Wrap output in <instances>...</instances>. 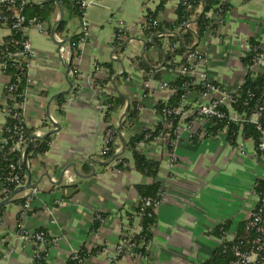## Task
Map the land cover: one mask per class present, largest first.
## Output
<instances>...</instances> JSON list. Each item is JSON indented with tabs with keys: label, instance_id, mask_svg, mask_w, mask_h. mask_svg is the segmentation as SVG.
Listing matches in <instances>:
<instances>
[{
	"label": "crops",
	"instance_id": "1",
	"mask_svg": "<svg viewBox=\"0 0 264 264\" xmlns=\"http://www.w3.org/2000/svg\"><path fill=\"white\" fill-rule=\"evenodd\" d=\"M43 1L31 0L34 4ZM160 1L95 0L85 15L88 38L79 45V53L72 61L78 73L76 79L70 70V39L81 34L80 16L58 6L50 23L43 24L45 31L34 26L27 28V41L36 55L27 66L24 117L26 127L33 129L31 136L42 138L47 134L45 139L48 138L49 143L45 153L30 160L27 158L24 165L37 189V193L30 197V209L21 214L20 206L13 203L14 200L4 206L0 216V264H33V246L15 232L17 215L28 230L42 229L48 237L50 244L45 250L44 264H64L71 251L82 246L96 248L104 245L112 249L119 243L123 229L138 226L137 217H128L134 213L140 199L135 186L150 183L152 179L135 170L130 154L125 151V130L122 127L120 136L124 147L118 137L117 154L123 152L121 157L128 160V166L117 170L114 161L101 157L107 123L97 109L99 98L91 78L96 77L94 64L100 67L96 78L105 77L106 70L101 66L105 64H111L114 75L121 73L115 79L117 90L129 104L141 103L133 132L151 128L159 121L153 105L166 100L171 92L155 88L158 83L169 81L173 73L158 69L161 65H157V50H148L151 67L158 70L160 77L155 79V74L149 73L154 91L143 98L142 81L146 74L139 68L135 56H140L144 43L143 58L140 56L144 60L148 43L144 40L148 38L143 32L133 31L130 36L133 41L123 40L117 48L113 42L119 23L137 29L145 13L154 10ZM226 4L229 13L224 22L212 33H206L202 40L194 41L197 49L205 55L203 67L209 79L233 88L244 73L240 59L247 51V41L264 42V0H227ZM176 7L175 0H167L159 19L172 22ZM202 10L201 5L199 14ZM62 24L64 29L58 33ZM7 34V29L0 25V44ZM62 41L66 50L64 61L58 44ZM125 41L127 44L122 46ZM124 73L126 79L122 78ZM7 80L0 68V140L6 122L2 107ZM72 84L77 87L76 98L65 106L63 104L73 93ZM111 92L115 94L112 79ZM60 97L62 102H59ZM125 105L124 99L123 107L109 117L108 122L115 130ZM200 125L195 121V128ZM54 126L56 131L51 133ZM237 144L240 147H233L224 138L198 142L183 140L175 148L173 163L163 143L146 145V156L160 162L156 179L165 186L147 254L140 257L133 249H127L114 261H109L105 255H95L90 258V263L206 262L220 244V240L211 234L215 227L231 223L227 240L232 239L235 230L257 204L253 186L257 179L264 177V155L256 154L254 142L250 139L237 138ZM19 196L14 199H20ZM97 213L105 214L106 218L95 231L91 219Z\"/></svg>",
	"mask_w": 264,
	"mask_h": 264
},
{
	"label": "trees",
	"instance_id": "2",
	"mask_svg": "<svg viewBox=\"0 0 264 264\" xmlns=\"http://www.w3.org/2000/svg\"><path fill=\"white\" fill-rule=\"evenodd\" d=\"M167 0H161L154 10H149L145 13V27L143 29V34L149 39L148 43L145 45L144 60L139 55L135 58L138 60L139 68L146 78H148L149 73L155 74V79H159L160 74L158 70L151 67L148 58V50L155 48L158 52V66L162 65L161 69L170 71L173 73L171 79L167 81V87L171 91V95L165 100H159L153 105V109L156 114L160 117L159 121L156 122L151 128H145L142 130L132 131L136 122L138 120L139 106L141 103L133 102L129 104L125 119L122 123V129L125 130V151L131 156L133 166L135 170L141 175L152 179L150 183L136 185V191L140 197L139 202L133 214H128L130 219L137 217L138 227L140 230L137 234L132 236V242L135 243V252L140 254L142 257L147 254L144 247L137 245L144 242L149 243L152 237L151 230L156 225L157 213L153 204L161 200V194L164 192V185L157 181V174L159 172L160 162L154 159H150L145 154V149L138 147V143L143 141V143L149 144L155 136L161 131L173 132V129L177 125L179 118L174 115H166L165 110L178 107L183 97L188 95H193L196 98L200 96L201 93L205 91L203 85L198 83V81L190 75H182L177 72L178 69L182 67H187V55L194 53L197 49L196 45L192 46L193 41L202 40L208 29L215 28L217 25L212 24L215 17H210V13H217L219 19H225V12L229 10L228 5L221 4L219 0H181L177 5L175 11V19L172 22H166L159 19V14L163 9V5ZM203 5V10L201 13L196 14L195 10ZM61 8L80 16V9L78 0H44L41 4H34L32 2H27L22 4L20 0H15L12 4H7L0 7V25L7 29L8 34L3 38L0 44V62L5 63V67L1 69L2 73L7 77V84L4 87L3 98L6 99L10 86L14 87L11 94L14 95V100H8V103H22L23 93L26 88L27 82V62L24 59H14L8 58L7 53L19 52L22 50V42L26 39L22 35L20 30L13 28L14 23V11L18 10L20 15L23 17L26 24L29 20H35L42 24H49L52 15L54 14L57 7ZM198 17L194 24V34L190 31H185L183 24L186 23L191 17ZM195 17V18H196ZM64 29V24H62L57 32L60 33ZM50 33V30H47ZM168 32L172 33V36L163 37L157 36V33ZM80 35L74 36L70 39L71 48L73 50L72 60L70 61V70L73 74V78L76 79L78 73L76 71L75 65L72 62L74 57L78 53V41ZM121 42L114 41L113 46L117 48ZM250 49L245 52L241 57L240 61L244 69V74L241 78L240 83L237 84L233 91H230L229 95L231 97V102L228 105H220L218 107L219 112L222 117H213L208 119L211 125L207 128L206 132L208 135L212 136L222 131H224V139L227 143L236 147L237 138L242 140L250 139L254 142L256 148V154L259 156L264 155L258 148L262 132H264V69L260 71L252 70V65L259 54L264 56V46L254 39H249L247 41ZM175 44H177L175 46ZM254 47L257 49L253 50ZM197 58L203 57V54H195ZM106 70V75L104 78H94V83L99 85L101 89H110L111 79L115 74L112 69L111 64L101 65ZM157 66V67H158ZM151 77V76H150ZM123 79L127 78V74L122 75ZM220 89L224 86L211 80V83ZM76 86L72 84V91L76 93ZM72 93V94H73ZM100 103L102 105L108 106L103 119L106 123H109V117L112 113L116 112L119 108L124 105V99L112 92L109 94H103L100 97ZM63 98L60 97L59 102H62ZM192 102V101H191ZM188 110L189 107H184ZM229 111H232L240 117V121H233L229 118ZM256 115L257 124L256 125L250 121V118ZM194 118V115L188 116L182 120L190 121ZM165 124H169V128H165ZM15 127H20L23 136L26 138V145L29 142V138L33 132V129L27 128L26 126H19L18 123L6 117V122L3 127L2 137H5L7 143L0 150V192L2 189H6L7 192L0 194V199L2 200L4 196L9 195L15 189V183L11 181L14 175H17L20 179V183L25 181L26 168L21 163L20 153L18 151L11 150L12 142L16 139L17 135L13 134ZM206 135L205 137L207 138ZM118 137V133H115ZM194 141V140H193ZM196 142V141H194ZM48 138L39 142L33 140L30 142L27 158L33 159L39 154H43L48 150ZM169 148V147H168ZM114 148L112 144L109 146V150L101 153V157L105 160H109L114 156ZM9 164H14L19 170H11L8 168ZM128 166V160L125 157H121L114 161V167L117 170L124 169ZM253 192L256 195L264 193V177L262 179H257L253 186ZM24 199H15L13 203L18 204L20 207L24 204ZM149 201V205H145L144 202ZM5 207H0V216L2 215ZM255 212H259L264 215V205L257 203L253 209ZM100 218L105 219L106 215L99 213ZM16 221L19 222L20 218L17 215ZM100 221H92L93 230L99 228ZM231 223L225 222L215 227L212 231V235L220 240V244L214 249L211 257L203 264H231L235 260L233 250L238 247L241 251H249L252 248V242L259 239V244L264 243V233L257 234L253 230L249 229L247 226V221H244L235 231L236 235L233 239H225L226 234L230 230ZM19 229L15 228V232ZM34 231L42 232V229H37ZM45 235V233H44ZM46 242L49 241L48 237L45 235ZM100 247L87 248L86 246L80 247L76 250V253L72 254L66 259L64 264H83L84 260H88L95 255H98ZM44 254V253H43ZM123 254L122 252L118 257ZM73 257V258H72ZM117 257V258H118ZM35 261V260H34ZM263 253H259L258 261L253 264H262ZM45 261L37 260L33 264H44Z\"/></svg>",
	"mask_w": 264,
	"mask_h": 264
},
{
	"label": "built area",
	"instance_id": "3",
	"mask_svg": "<svg viewBox=\"0 0 264 264\" xmlns=\"http://www.w3.org/2000/svg\"><path fill=\"white\" fill-rule=\"evenodd\" d=\"M15 0H0V7L1 6H5L7 4H12ZM22 4H25L27 2H31V0H20ZM176 1V5H178L181 0H175ZM95 2V0H78V4H79V9H80V18L82 20V31H81V36L79 37V41H78V53H79V45L83 44L84 42H86L89 32H88V23L86 21L85 15H86V10L87 8L92 5ZM219 2L221 4H225L227 3V0H219ZM199 8L200 6L195 10V13L198 14L199 13ZM229 13V10H226L225 14L227 15ZM210 17H215L214 22H212V24H222L224 21L219 19V16L217 13H210L209 15ZM196 15L191 17L186 23L183 24L184 30L185 31H190L194 33V24H190L194 19H195ZM14 23H13V28L20 30L22 32V35L26 37V39L22 42V50L19 52H12V53H7L6 55L8 56V58H14V59H24L27 62V66L29 64V62L31 61V59H33L35 57V51H33L30 47V44L27 41V36H26V32H27V28L34 26L37 29H39L40 31H45L43 29V24L39 23L35 20H29L25 23L23 17L20 15L18 10L14 11ZM146 23L145 20H143V22L141 23V25L135 29V28H131L126 26L124 23H119L117 25V29H116V34H115V41L118 42H122L123 40H128V42L133 41L131 36V32L133 31H137L139 33L143 32V29L145 27ZM214 30V28L208 29L206 33H212ZM172 33H168V32H160L157 33V36H163V37H168V36H172ZM57 41H60L59 39H57ZM145 43L149 41L148 40H144ZM261 44H263L264 46V42H259ZM177 44H175L176 46ZM195 45V41H193L192 46ZM247 50L250 49V46L247 43ZM257 49V47H254L253 50ZM72 51V56H73V50ZM59 53H60V57L61 60L64 61L66 60L65 54H66V50L64 49V47H60L59 49ZM78 53H76L78 55ZM203 54L200 50L196 49L194 51V53L188 54L187 55V63L188 66L187 67H182L180 69L177 70V72L179 74L182 75H190L193 76L198 83H201L205 89V91L203 93L200 94V96L198 98L195 99V97L192 95H188L183 97L181 104L176 107V108H172V109H167L165 110V114L166 115H174L176 117L179 118V121L177 123V125L175 126V128L173 129V132L170 133L169 131L167 132L165 131H160L158 133L157 136H155L153 138V140L151 142H161L163 143L169 152L170 155V161L171 163L175 162V148L179 145V143L183 140H187L189 142H193L196 141L198 142L199 140H206V139H219V138H224V131L225 128L222 131H219L218 133H216L215 135H208L206 130L207 128L211 125L210 122H208V119L213 118V117H222L221 113L218 110V107L220 105H228L229 102H231V97L229 95L230 91H233L235 87L233 88H226L224 87L223 89H220L219 87L210 84L211 83V79H209L208 74L206 72V70L204 69L203 65L205 63V55L203 54V57L201 58H197L195 57V54ZM76 55V56H77ZM70 60V59H68ZM5 67V63L0 62V68H4ZM264 69V56L262 54H259L257 56V58L255 59L254 64L252 65V70L256 71H260ZM27 70V69H26ZM93 70L94 73L96 74L97 77V73L98 71H100V67L96 64L93 65ZM244 74V73H243ZM148 78L144 79L142 81V89H143V98H145L146 96L149 95L150 91H154V89L151 87L150 85V74H147ZM95 75L92 76L91 78V82H92V86L96 92V94L98 95L99 101L97 104V109L99 111V113L101 114V116H104V113L107 109L108 106L106 105H102L100 103V97H103V94H109L111 92V85L109 86L110 89H101L99 87V85L94 83V78H96ZM147 77V76H146ZM241 81V80H240ZM239 81V83H240ZM28 82V80H27ZM27 82H26V86H27ZM14 87L10 86L8 88V95L6 96V99L13 101L14 100V95L11 94V91L13 90ZM169 90L167 87L166 83H158L157 88H155V90ZM26 90V88H25ZM170 91V90H169ZM171 92V91H170ZM23 95V102L22 103H8V101H6V99L3 101V107H2V111L4 112L6 117H10L11 119H14L19 126H26V121H25V117H24V100H25V91L22 94ZM76 98V94H72L63 105L67 106L69 104H71L74 99ZM165 101V100H162ZM192 101V102H191ZM184 107H189L188 110H185ZM140 106H139V110H140ZM154 110V109H153ZM155 112V110H154ZM156 113V112H155ZM194 115V118L190 121H184L182 119ZM229 118L233 121H240V117L238 115H236L235 113H233L232 111H229L228 114ZM125 119V118H124ZM123 119V121H124ZM160 119V117H159ZM195 121H199L201 123L199 128H195L194 127V123ZM250 121L252 123H254L256 125V128L259 129V125L257 124V117L256 115H254L253 117L250 118ZM170 125L169 124H165V128H169ZM3 132V129H2ZM115 133L117 134V130H115L114 127H112V125L109 123H107L106 128L104 130L103 133V143H102V148H101V153H104L106 151L109 150V146L112 144V147L114 148V154H117L119 152V149L116 147V143L118 140V137L115 136ZM262 136H261V140L259 143V150L261 152H264V132H262ZM13 134L17 135L16 139L13 140L12 142V147L11 150L13 151H18L20 153V157L22 159L23 156V152L25 149V144H26V138L23 136L20 127H15L13 130ZM206 135L207 138L205 137ZM7 143V140L5 137H2L0 140V150L3 149V147L5 146V144ZM146 143H143V141L138 143V147H140L141 149H145L146 147ZM169 147V148H168ZM236 147H240V146H236ZM120 159V158H119ZM9 169L11 170H19V168H16L14 164H9L8 166ZM25 177V181L23 183H20V179L17 175H14L11 179L12 182L15 183V189L18 187H21L25 184L26 182V176ZM7 192V190L4 188L1 190L0 194H5ZM35 193H37V189L33 188L29 191L24 192L23 194H20L19 198L20 199H24V204L23 206L20 207L21 209V214L24 213L25 211H27L28 209H30V197L32 195H34ZM164 193V192H163ZM163 193L161 194V197H163ZM8 196V195H7ZM7 196H4L7 197ZM257 196V203H261L264 205V193L260 194V195H256ZM1 200V199H0ZM162 200V198H161ZM156 202L153 204L154 208L157 210L160 202ZM145 205H149V201H145L144 202ZM97 214H94L92 217V221L94 220H98L100 221V223L103 222L104 219L100 218V216ZM247 221V226L249 227V229L253 230L255 233L257 234H263L264 233V215H261L259 212H255L254 210H252L246 220ZM15 228L19 229L18 231H16V234L19 235V237L25 241H29V243H31V245L33 246V251H32V257H33V262H36L37 260H42V261H46V247L48 246L49 241L46 242L45 240V235L42 232H38V231H33V230H28L25 226H23L21 224V222H17L16 221V226ZM140 230V228L138 226L134 227V228H125L121 231V238L119 243L113 247L112 249L107 248L104 245L99 246L100 247V251L98 253V255H105L107 256L109 261H114L115 259H117V257L120 255V253H125V251L127 249H133L134 253L137 254V256L142 257L140 254L135 252V243L132 242V236L137 234L138 231ZM228 235L226 234L225 239H227ZM234 237H232L233 239ZM259 239H256L252 242V248L249 251H241L239 250L238 247H235V249L233 250L234 253V257L235 260L231 262V264H253L256 263L258 261V257H259V253L262 252L263 253V262L262 264H264V243L259 244ZM138 247L142 246L144 247L146 250H148L149 247V243H140L137 245ZM44 253V254H43ZM76 253V251H71V253L68 255V257H70L72 254ZM67 257V258H68ZM73 258V257H72ZM35 260V261H34ZM88 260H84L83 264H92L90 263Z\"/></svg>",
	"mask_w": 264,
	"mask_h": 264
},
{
	"label": "water",
	"instance_id": "4",
	"mask_svg": "<svg viewBox=\"0 0 264 264\" xmlns=\"http://www.w3.org/2000/svg\"><path fill=\"white\" fill-rule=\"evenodd\" d=\"M203 6V5H202ZM199 17V16H198ZM198 17H196L190 24H195V21H196V19L198 18ZM61 19H62V14H61ZM53 34H54V32L51 34L52 35V37H53ZM193 35H195L194 33H193ZM59 44V47H63V44H64V42L62 41V42H59L58 43ZM127 44V41H125L123 44H122V46H124V45H126ZM143 48H144V43H143V46H142V51L140 52V56L143 58ZM70 51H71V49H70ZM115 62H117V63H119L120 64V62L119 61H115ZM121 65V64H120ZM162 67V65L160 66V67H158V69H160ZM121 75V73H119L118 75H114L113 76V78H112V88H113V90H114V92H115V94L116 95H119V96H121L122 98H124L125 100H126V105H125V108H124V110H123V113H122V116H121V118H120V122H119V124H118V127H117V132H118V137H119V139H120V141H121V143H122V148L124 147V144H123V140H122V138H121V136H120V130H121V127H122V120L125 118V116H126V113H127V110H128V108H129V101L127 100V98L123 95V94H121L118 90H117V88H116V86H115V79L117 78V77H119ZM56 131V127L54 126V128H53V130L51 131V133H53V132H55ZM47 137V134L46 135H44L42 138H37L36 136H30V138H29V142H28V144L26 145V147H25V149H24V152H23V156H22V159H21V163L23 164V165H25L26 164V161H27V152H28V148H29V145H30V142L31 141H33V140H41V139H45ZM123 150V149H122ZM123 154V152L121 153H119V154H115L111 159H110V161H115V160H118L120 157H121V155ZM26 175H27V177H26V182H25V184L23 185V186H21V187H18V188H16V189H14L7 197H5V198H3L2 200H0V207L1 206H5L6 204H8V203H10V202H12L13 200H15L14 198H15V196H17L18 194H21V193H23V192H26V191H29V190H31V189H33V188H35V186H36V184L35 183H31V175H30V173H29V171L28 170H26Z\"/></svg>",
	"mask_w": 264,
	"mask_h": 264
}]
</instances>
